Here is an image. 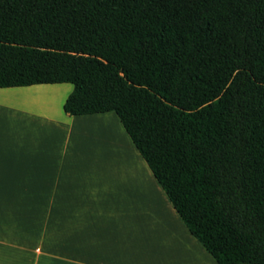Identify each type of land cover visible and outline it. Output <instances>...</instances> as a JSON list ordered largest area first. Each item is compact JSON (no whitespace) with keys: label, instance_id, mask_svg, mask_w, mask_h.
<instances>
[{"label":"trees","instance_id":"obj_1","mask_svg":"<svg viewBox=\"0 0 264 264\" xmlns=\"http://www.w3.org/2000/svg\"><path fill=\"white\" fill-rule=\"evenodd\" d=\"M114 111L219 264H264V0H0V88Z\"/></svg>","mask_w":264,"mask_h":264},{"label":"crops","instance_id":"obj_2","mask_svg":"<svg viewBox=\"0 0 264 264\" xmlns=\"http://www.w3.org/2000/svg\"><path fill=\"white\" fill-rule=\"evenodd\" d=\"M71 84L0 88V264H17L9 248L17 238L6 233L20 231L14 211L30 218L39 211L41 241L54 243L44 254L55 264H219L191 234L114 111L65 112ZM128 137L138 157L131 169L113 156L116 148L121 160L123 147L126 157ZM142 175L155 182L163 203L156 215L145 217L140 205Z\"/></svg>","mask_w":264,"mask_h":264},{"label":"rangeland","instance_id":"obj_3","mask_svg":"<svg viewBox=\"0 0 264 264\" xmlns=\"http://www.w3.org/2000/svg\"><path fill=\"white\" fill-rule=\"evenodd\" d=\"M128 147L129 148H127L126 150V157H125V153H124L125 151L123 147L122 149H120L121 152H119L122 155L121 160L119 159V156L116 157V154L118 153L116 151V148H113V156H114V159L121 161L123 166L126 164V167H128L129 165V168L131 169L133 165L138 166L137 164L138 157L136 156L135 152H133L134 150H132L134 149V146L129 137H128ZM112 169H115L114 166ZM138 170H139V167H138ZM142 176H143L144 181L142 182L141 187L143 188L144 194L142 198H139V200L141 201V203L140 202L139 203L142 206V210H143V213H145V217H147L148 214L156 215L160 210L163 209V203L160 201L158 202V199H156V193L154 190L157 188V186L155 182H152V185H151V183L148 181V178L145 175H142ZM127 188L131 189L130 185H128ZM158 189H161L159 185H158ZM151 190L153 191L152 197L148 195V193ZM137 191H138V197H139V186L137 188ZM156 204H158V206H156ZM27 212H28L27 215L24 217L23 211H20V212L14 211V213H19V216H18L19 218L17 219L18 220L17 223L19 222V224L21 225L20 231L10 230L9 232H6V233L14 234V236L17 238V240L14 243L13 242L9 243L10 249H13V248L16 249L17 264H46L45 261H47V264H55V261L54 259H52V256H49V258H46L44 254L45 250L54 252V243H48V242L41 241L40 226H39V211H31V218L29 215V211ZM11 224H12V220H11ZM42 254L44 255L43 259H42Z\"/></svg>","mask_w":264,"mask_h":264},{"label":"bare ground","instance_id":"obj_4","mask_svg":"<svg viewBox=\"0 0 264 264\" xmlns=\"http://www.w3.org/2000/svg\"><path fill=\"white\" fill-rule=\"evenodd\" d=\"M131 162H132V161H131ZM131 162H130V163H131Z\"/></svg>","mask_w":264,"mask_h":264}]
</instances>
